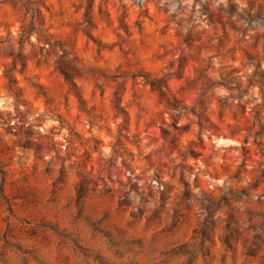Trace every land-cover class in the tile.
<instances>
[{"label":"rangeland","instance_id":"1","mask_svg":"<svg viewBox=\"0 0 264 264\" xmlns=\"http://www.w3.org/2000/svg\"><path fill=\"white\" fill-rule=\"evenodd\" d=\"M0 264H264V0H0Z\"/></svg>","mask_w":264,"mask_h":264}]
</instances>
